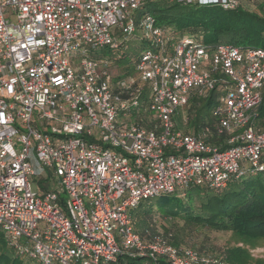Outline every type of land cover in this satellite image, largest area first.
<instances>
[{
  "label": "built area",
  "instance_id": "1",
  "mask_svg": "<svg viewBox=\"0 0 264 264\" xmlns=\"http://www.w3.org/2000/svg\"><path fill=\"white\" fill-rule=\"evenodd\" d=\"M157 1L0 0V231L16 256L229 264L176 246L175 231L154 218L139 232L132 213L160 195L220 191L264 171V47L206 44L157 25L149 10ZM139 32L146 46L133 72L114 75V60L98 51ZM212 95L211 119L196 130L185 111Z\"/></svg>",
  "mask_w": 264,
  "mask_h": 264
},
{
  "label": "trees",
  "instance_id": "2",
  "mask_svg": "<svg viewBox=\"0 0 264 264\" xmlns=\"http://www.w3.org/2000/svg\"><path fill=\"white\" fill-rule=\"evenodd\" d=\"M193 5L198 9L207 7L161 0L152 3L149 10L155 17L157 25H169L182 33L202 32L199 35L206 44L224 41L242 47H264V16L242 7V3L235 10L223 8L199 12H194L191 8L189 11L185 10ZM261 6L263 8L262 4ZM207 35L214 41H208ZM203 100L197 98L191 100L190 111L195 110L198 114L191 118L190 125L196 130L205 122L207 115L211 119L209 110L213 103V95L206 99L205 103ZM220 139L214 138L213 141L218 143ZM154 198L160 203V211L168 216L185 217L190 222L204 223L217 229H231L247 235H264V171L250 173L231 181L220 191L192 187L185 196L171 193ZM226 259L231 260V254L227 253ZM0 264H28L9 248L1 231ZM160 264L170 263L161 259Z\"/></svg>",
  "mask_w": 264,
  "mask_h": 264
},
{
  "label": "rangeland",
  "instance_id": "3",
  "mask_svg": "<svg viewBox=\"0 0 264 264\" xmlns=\"http://www.w3.org/2000/svg\"><path fill=\"white\" fill-rule=\"evenodd\" d=\"M260 3V0L254 2L243 0L242 7L264 16V7L262 8V3ZM149 5H151V3ZM190 8L194 12H199L201 10L211 11V8L222 10L220 6L211 5L204 7L205 9H202L203 7L198 9L193 5L185 10L189 11ZM198 34H202V32H198ZM207 36L209 38V35ZM207 40L210 42L214 41L210 38ZM145 46L146 43L140 39L139 32L137 38L130 39L119 49H111L110 47L100 49L98 51V56L110 57L114 60V75L133 72L132 58L135 59ZM143 86L146 88L145 97H148V84H143ZM203 101L205 103V100ZM199 107L198 105V108ZM259 113L261 117H264V102L259 109ZM185 114H189L188 116H190V118H195L198 112L195 110L185 111ZM176 118L181 128H188L182 120L183 113L178 114ZM206 119H209V115L206 116ZM160 209L161 206L157 198L144 201L132 213L136 229L139 232L146 229L154 218L162 229L167 230L172 228L175 231L176 240L174 243L178 247H193L203 252L216 253L217 255L225 257L227 253H229L231 254V260L227 259L229 264H264V235H247L231 229H217L204 223L187 221L185 217L168 216L161 212ZM144 213H148V215ZM25 262L28 264H36L31 260H25Z\"/></svg>",
  "mask_w": 264,
  "mask_h": 264
}]
</instances>
